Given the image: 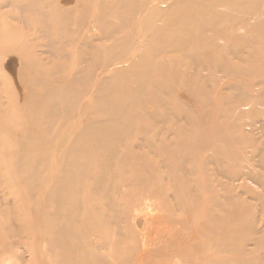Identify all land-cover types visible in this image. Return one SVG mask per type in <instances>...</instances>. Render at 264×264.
Here are the masks:
<instances>
[{
  "label": "rangeland",
  "instance_id": "1",
  "mask_svg": "<svg viewBox=\"0 0 264 264\" xmlns=\"http://www.w3.org/2000/svg\"><path fill=\"white\" fill-rule=\"evenodd\" d=\"M66 239L264 264V0H0V264Z\"/></svg>",
  "mask_w": 264,
  "mask_h": 264
},
{
  "label": "bare ground",
  "instance_id": "2",
  "mask_svg": "<svg viewBox=\"0 0 264 264\" xmlns=\"http://www.w3.org/2000/svg\"><path fill=\"white\" fill-rule=\"evenodd\" d=\"M163 32V31H162ZM170 38V37H169ZM114 146H111V147H109V148H107L106 149V151H104V150H95L99 155H102L103 156V154L104 153H109V154H111V153H113L114 152ZM84 163H86V164H84L81 168H79L77 171H82V170H84V169H86V170H89L91 167H94V166H91L92 164H90V163H87V161L86 160H84ZM105 167V166H104ZM98 169V168H97ZM99 171L97 172V174L99 175V173H100V171L102 170H100V169H98ZM93 171V170H92ZM148 171V170H147ZM75 172V171H74ZM148 173V172H147ZM145 176V174L143 173L141 176H135L134 177V181L136 180L137 181V179H143V177ZM36 179V178H35ZM48 179V178H47ZM46 178L44 179V184H47L48 183V180H47ZM64 181V180H63ZM67 181V180H66ZM133 181V182H134ZM63 183V182H62ZM78 188V187H77ZM77 195V194H76ZM77 196H79V195H77ZM77 196H76V199H77ZM79 198V197H78ZM80 199V198H79ZM149 205V204H148ZM147 209V208H146ZM67 240V239H66ZM68 241V240H67ZM74 242V241H73ZM142 243H143V241H142ZM66 244V247H65V249L63 248L62 249V255H63V258H64V261L65 260H67L68 262H69V264H79V263H77V262H75V257L77 256L76 255V250H73L72 248H71V246H70V242L68 241V242H66L65 243ZM144 247V246H143ZM166 251V250H165ZM143 253V252H142ZM141 253V254H142ZM158 254V253H157ZM156 254V255H157ZM160 255V254H159ZM139 258H140V256H139ZM73 259H74V261H73ZM141 259V258H140ZM206 262H210L209 261V259L208 260H206ZM207 264V263H206Z\"/></svg>",
  "mask_w": 264,
  "mask_h": 264
}]
</instances>
